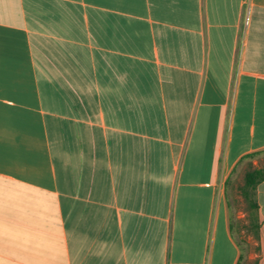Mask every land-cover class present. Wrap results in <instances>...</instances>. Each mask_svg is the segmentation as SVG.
<instances>
[{
	"label": "crops",
	"instance_id": "0c3cea01",
	"mask_svg": "<svg viewBox=\"0 0 264 264\" xmlns=\"http://www.w3.org/2000/svg\"><path fill=\"white\" fill-rule=\"evenodd\" d=\"M261 152L264 0H0V264H264Z\"/></svg>",
	"mask_w": 264,
	"mask_h": 264
},
{
	"label": "rangeland",
	"instance_id": "374dc122",
	"mask_svg": "<svg viewBox=\"0 0 264 264\" xmlns=\"http://www.w3.org/2000/svg\"><path fill=\"white\" fill-rule=\"evenodd\" d=\"M250 163H241L231 174L227 181V204L229 210V217L232 227L233 237L243 251V260L247 259L248 253H251L252 237L253 235L244 230V226L251 224L253 214L247 202L240 194V187L243 184V175L246 170L251 168H258L264 164V152L256 154L249 158ZM250 230V229H249ZM254 238V237H253ZM242 261L241 264H245ZM252 264V262L248 263Z\"/></svg>",
	"mask_w": 264,
	"mask_h": 264
},
{
	"label": "trees",
	"instance_id": "16d2710c",
	"mask_svg": "<svg viewBox=\"0 0 264 264\" xmlns=\"http://www.w3.org/2000/svg\"><path fill=\"white\" fill-rule=\"evenodd\" d=\"M264 181V164L258 168H251L245 171L243 175V184L240 187V194L247 202L253 214L254 235L258 236V205L256 203V187ZM256 264V262L254 263Z\"/></svg>",
	"mask_w": 264,
	"mask_h": 264
}]
</instances>
